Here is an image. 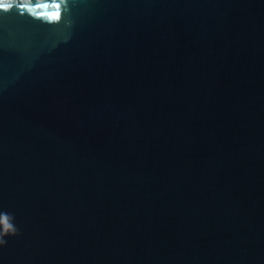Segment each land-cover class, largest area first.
Wrapping results in <instances>:
<instances>
[{"label": "water", "instance_id": "water-1", "mask_svg": "<svg viewBox=\"0 0 264 264\" xmlns=\"http://www.w3.org/2000/svg\"><path fill=\"white\" fill-rule=\"evenodd\" d=\"M39 2L0 10V264H264V0Z\"/></svg>", "mask_w": 264, "mask_h": 264}, {"label": "clouds", "instance_id": "clouds-1", "mask_svg": "<svg viewBox=\"0 0 264 264\" xmlns=\"http://www.w3.org/2000/svg\"><path fill=\"white\" fill-rule=\"evenodd\" d=\"M16 5L21 10H26L29 14L38 17H48L51 19H57L59 17V12L48 11L50 5L48 3L36 2L33 3L32 0H0V10L7 11ZM51 7L59 8L58 4L53 3ZM38 9H43V11H38ZM14 217L8 213L0 212V246L6 245L7 241L4 238L6 235L17 234V229L14 227L12 221Z\"/></svg>", "mask_w": 264, "mask_h": 264}, {"label": "snow or ice", "instance_id": "snow-or-ice-1", "mask_svg": "<svg viewBox=\"0 0 264 264\" xmlns=\"http://www.w3.org/2000/svg\"><path fill=\"white\" fill-rule=\"evenodd\" d=\"M23 11V10H22Z\"/></svg>", "mask_w": 264, "mask_h": 264}]
</instances>
